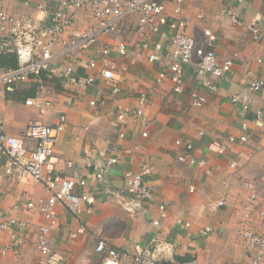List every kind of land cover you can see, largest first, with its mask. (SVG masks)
<instances>
[{
  "label": "crops",
  "instance_id": "crops-1",
  "mask_svg": "<svg viewBox=\"0 0 264 264\" xmlns=\"http://www.w3.org/2000/svg\"><path fill=\"white\" fill-rule=\"evenodd\" d=\"M41 1L3 0L0 10L14 16L41 18L43 13L36 8ZM59 2L47 0L51 8ZM165 4L167 14L174 16L172 2L166 0ZM231 14L238 17L239 24L232 22ZM180 16L198 41L203 38V29L216 35V55L232 61L224 77L213 79L190 65L183 93H174L169 79L157 82L158 72L169 63L167 35H137L136 16L130 13L118 23V31L99 38V44L126 45L124 55L113 50L109 56L115 65L117 93L111 92L98 66L88 67V59L95 57L91 49L72 50L51 59L50 64L61 69L72 66L80 81L63 84L62 78L47 77L43 71L41 79L51 100L45 113H40L37 105L25 103L26 98L36 94L35 79L18 82L10 91L0 85V118L5 132L23 139L24 157L34 145L26 136L28 122L54 125L64 116V127L57 135L49 165L65 177L86 178L87 184L75 190L95 197L93 204H81L74 215L65 205H56L58 224L50 236L52 253L48 259L40 256L30 241L2 253L10 232L0 230V264H101L102 256L95 251L99 237L125 253L123 264H131L130 254L136 243L151 249L156 246L155 254L162 264L190 260L195 264H249L252 251L246 247L241 231L246 225L244 205L251 191L244 183L251 184L256 194L248 224L264 235L259 213L264 212V130L259 136L251 134L247 142L229 145L222 154L216 151V142L238 134L243 121L254 130L255 111L264 107V85L255 93L248 88L252 80L263 76L264 64L258 59L264 58V23L262 41L252 40L247 28L264 16V0H184ZM77 17L81 28L96 23L87 10L78 11ZM144 43L147 47H143ZM156 44L161 46L162 59L150 62L147 57ZM10 52L14 53H1L0 68L8 67V55L2 54ZM87 76L94 77L92 84H83ZM204 79L216 83V90L202 85ZM142 92L148 96L143 116H129L119 122L116 105L133 108ZM198 95L205 97L200 106L193 104ZM233 96H237L236 101ZM176 139L182 141L181 145L175 144ZM186 140L194 146L192 164L177 159L185 152ZM112 157L116 162L109 166L107 181L91 179L96 167ZM6 159L0 156V211L28 221L34 229L44 222V217L24 209V204L48 196L49 191L31 178L8 177ZM231 161L236 163L235 168L230 167ZM68 162L72 166L68 167ZM144 164L152 167L143 181L153 187L154 194L152 200L139 201L124 189V173L137 171ZM190 186L195 190L189 191ZM220 199L224 204L217 206ZM159 203L165 204L164 217H160ZM154 220L159 224L155 225ZM79 226L84 227V232L71 238L69 232ZM205 227L211 230L202 234Z\"/></svg>",
  "mask_w": 264,
  "mask_h": 264
},
{
  "label": "built area",
  "instance_id": "built-area-1",
  "mask_svg": "<svg viewBox=\"0 0 264 264\" xmlns=\"http://www.w3.org/2000/svg\"><path fill=\"white\" fill-rule=\"evenodd\" d=\"M3 0H0L2 2ZM173 4V15L166 12V0H60L56 7H49L47 0L37 3L36 8L43 13L41 18L30 15L27 17L14 16L4 10H0V54L5 51H13L16 56L17 65L15 67L0 68V85L10 91L18 82L36 80V94L34 97L25 99L28 105H37L40 113H45L51 105L41 74L46 71V76H58L65 83H78L80 80L74 73L72 66H66L64 69L59 66L51 65V59L56 55H64L76 50L78 52L89 50L93 51L95 57L89 58L88 67H99L100 76L105 83L111 85V92L117 93L118 86L115 85V65L110 61V53L115 50L118 54L126 53V45L119 42L113 47L109 42L99 44L100 35L109 34L112 31H118V23L128 14L132 13L135 17L134 31L137 35L145 34H164L167 35L169 63L166 69L162 68L158 72L157 82L163 79H169L172 90L176 94H181L185 89L186 69L190 65L197 67L198 72L208 75L213 79L224 77L231 68L230 58L221 59L215 52L216 35L206 28L203 29V38L198 41L195 35L188 30L186 20L180 16L181 3L184 0H170ZM227 1V0H219ZM232 1V0H230ZM237 3L242 0H233ZM87 10L95 18V25L80 27V21L77 17L78 11ZM232 22L239 24L240 21L236 15L231 14ZM262 23L264 16L255 22L248 24L247 28L252 40L262 41ZM264 50V41H262ZM147 47V43L143 44ZM98 59V61L96 60ZM147 59L150 62L162 59L161 46L154 45ZM259 62L264 64V58H259ZM94 77L87 76L83 84H92ZM202 85L214 91L217 84L208 79L201 81ZM264 85L263 76L252 80L249 83V91L255 93ZM233 101L237 96H233ZM148 96L145 92L140 93L136 100V105L131 108L120 103L116 105V119L124 121L131 116L139 119L143 116L147 105ZM205 102L203 95L194 98L193 104L200 106ZM91 103H94L93 101ZM65 118L61 115L54 125L31 120L27 124L26 136L34 141V145L26 152L23 139L5 132L3 122L0 118V156H6L5 173L11 178H31L42 183L49 191L48 196L39 197L36 200H29L24 204V209L28 211H37L44 217V222L39 223L31 229L30 223L26 220H20L8 217L0 211V230L9 231L10 239L1 252L6 253L11 249L23 245L30 241L37 253L43 258L48 259L52 253L50 236L56 230L57 213L56 205L63 204L66 209L77 214L80 205L83 203L93 204L95 197L87 191L77 192L76 186H85L87 179L80 176L65 177L56 172L49 165V159L54 151L58 133L64 127ZM253 124L256 128L251 129L247 121L240 125L238 134H229L223 139L218 140L217 152L222 154L229 145L247 142L249 136H259L264 130V107L255 111ZM256 129V130H255ZM202 133V132H200ZM146 135V131L142 133ZM181 140L176 139L175 144L181 145ZM185 152L180 153L177 159L185 161L188 164L195 162L193 155V144L190 140L184 143ZM116 162V158H109L106 163L96 167L92 172V178L97 181L106 182L109 166ZM202 161H199L201 163ZM230 167L236 166L234 161L230 162ZM67 166H72L71 162ZM152 172V167L148 164L142 165L137 171H126L124 173V189L131 193L137 200H152L154 189L144 183V177ZM210 173V170H206ZM247 190L251 191L244 209L247 210L244 221L245 226L241 231L242 238L248 249L252 251V258L249 264H264V235L254 231L249 223V213L251 205L256 198L252 191V186L248 182L244 183ZM190 186L189 191H194ZM106 191L109 192L108 189ZM224 204L223 200L216 202L217 206ZM160 217L165 216V204L159 203ZM264 221V212H259ZM155 225L159 224L154 220ZM210 227L201 230L202 234L210 231ZM84 232V227L79 226L69 232L71 238ZM29 234L30 237H29ZM156 246L152 249L139 243L134 244L130 254L131 264H162L156 256ZM95 251L101 254V264H123L125 253L119 251L112 245H108L102 237H99L95 243ZM172 264H195L194 260L184 262H173Z\"/></svg>",
  "mask_w": 264,
  "mask_h": 264
},
{
  "label": "trees",
  "instance_id": "trees-1",
  "mask_svg": "<svg viewBox=\"0 0 264 264\" xmlns=\"http://www.w3.org/2000/svg\"><path fill=\"white\" fill-rule=\"evenodd\" d=\"M2 55H8V57H6L5 59V61L9 63L8 67H15L17 65V60H16V56L14 53L10 52V53L2 54Z\"/></svg>",
  "mask_w": 264,
  "mask_h": 264
}]
</instances>
